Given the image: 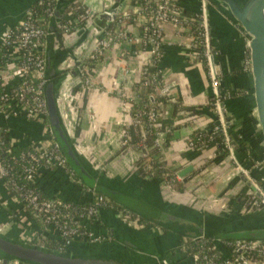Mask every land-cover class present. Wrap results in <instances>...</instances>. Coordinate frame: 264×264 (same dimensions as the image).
<instances>
[{
  "label": "crops",
  "instance_id": "crops-1",
  "mask_svg": "<svg viewBox=\"0 0 264 264\" xmlns=\"http://www.w3.org/2000/svg\"><path fill=\"white\" fill-rule=\"evenodd\" d=\"M35 1L0 0V33L17 25L24 11ZM82 2L90 10L99 11L106 5L110 6L114 0ZM178 3L188 14H194L200 8L199 0H178ZM134 8L133 0H125L118 14L130 13ZM207 16L212 61L221 73L220 90L229 95L224 102L225 116L230 118L228 125L234 123L247 135L246 149L237 151L235 148L236 156L233 158L219 156L216 144L197 150L185 140L186 135L196 129L214 134L212 126L217 117L209 105L212 94L206 65L192 60L194 52L189 46L187 33L171 24L164 25L163 54L159 67L164 73L165 82L170 84L168 101H176L177 108L191 110L192 115H176L168 109L170 103H163L167 117L176 120L177 127L164 141L158 160L166 170L176 172L185 166H193L183 178L178 177V184L166 186L159 179L142 176L135 165L136 152L127 146L123 148L121 141L131 119L129 104L123 94L127 95L132 82L139 78L143 54L128 56L123 52L126 46L122 45L120 50L113 47L92 67V86H83L79 70V73L67 76L61 88L59 109L69 135L77 141L78 151L91 167H100L99 177L104 178V186L113 198L151 219L148 224L143 221L131 224L123 209L114 206L101 208L97 220L100 226L97 230L92 229L108 238L96 244L95 252L89 253H121L129 258L131 264H158L165 258L168 264H177L182 259L187 260L183 242L189 236L203 235L205 231L210 234L218 225L220 230L228 226L232 232L234 225L248 230L264 224V206L251 211L243 210L245 203L239 210L227 206L229 200L234 198L236 203H240L246 196L247 178L237 171V163L249 168L254 180L264 181L261 141L251 138L256 127L251 121L253 114L246 89L249 36L227 14L222 3L216 0L210 1ZM128 28L131 30L132 27ZM132 30L136 32V29ZM98 35L90 30L89 23L84 22L61 40V47L57 51L70 54L66 56L65 64L74 69L76 62L87 61ZM1 124H7L12 139L19 145L30 140H44L49 135L45 122L23 117L6 122L0 114ZM71 183L70 178L60 177L50 184L44 183L43 189L47 197L57 196L75 202L79 198V191ZM5 190L0 178V232L21 241V234L37 235L38 224L24 210H19V201L6 196ZM205 218L210 222L206 223ZM111 231L131 239L142 249L135 250L124 245L114 238ZM187 264L191 263L187 260Z\"/></svg>",
  "mask_w": 264,
  "mask_h": 264
},
{
  "label": "built area",
  "instance_id": "built-area-1",
  "mask_svg": "<svg viewBox=\"0 0 264 264\" xmlns=\"http://www.w3.org/2000/svg\"><path fill=\"white\" fill-rule=\"evenodd\" d=\"M76 1L83 4L82 0ZM133 1L135 3L133 11L127 14H116L109 24L102 31L100 30L93 50L89 53L83 67L80 68L83 86L93 85L92 67L109 49L116 47L120 50L123 45L126 46L123 49L125 55L143 54L139 78L132 82L131 90L123 96L129 105L137 103L141 99V95L150 96L154 104L147 105L131 115L129 125L122 135V144L127 148L139 150L145 167H156L159 162L158 157H161L166 134L172 132L167 126L162 127L157 121L158 115L167 116L162 98H170V84L165 82L164 73L157 65L163 54L164 25L171 24L187 33L190 40L189 46L194 52L192 60L204 62L206 65L213 97L211 107L217 117L216 123L212 126V132H220V144L227 149V155L230 158L235 157L227 131L229 120H226L224 108V102L229 98V95L221 92V73L212 61V46L207 20V7L211 0H199L200 8L194 14L185 12L178 0ZM36 2L42 7L40 12L29 6L15 28L11 26L3 29L0 33L2 62L0 65V114L4 121L19 117L42 123L46 121L43 96L44 44L47 33L46 25L52 15L55 0H36ZM66 11L58 25L56 36L58 43L77 30L84 22L88 23L91 18V10L86 6L78 14H75L73 10ZM128 27L136 29V32L132 28L129 30ZM134 45L141 47L132 48ZM249 64L248 58V70ZM177 109H180L179 116L192 115L191 110L179 107ZM2 132L3 129L0 127V149L3 146ZM148 132L155 133V145L158 147V152L154 155L150 154L149 147L144 142ZM191 134L192 132L187 134L185 140L188 145L195 147L196 143ZM136 137L138 140L134 141ZM10 139L12 143H15V140ZM27 146V149L12 157L18 162L20 175L25 179H30L32 173L36 171L52 166L65 171L66 168H69L53 140L30 141ZM14 168L13 164L3 163L0 160V177H11ZM236 169L254 184L255 180L251 177L249 168L237 163ZM66 172L72 179L74 173L70 168ZM177 172L173 169H165L158 179L164 185L172 186L180 178ZM151 175L152 173H150ZM12 177L7 180L11 181L12 189L24 197L30 208L29 216L35 222L44 225L47 232L55 229L65 247L70 246L76 240L97 244L108 238L98 234L91 227V224L99 219L101 208H113L105 197L97 195V205H88L82 210H78L72 201L63 200L57 196L42 198L31 189L23 193L22 186ZM258 191L259 197L252 194V191L247 188L245 192L247 200L243 210L251 211L264 206V187L258 188ZM12 198L18 201L17 198ZM39 234L40 232L37 235ZM192 240L195 241L196 246L187 257L191 264H264V240L213 239L205 238L203 235H198ZM1 261L0 259V263ZM7 264L18 263L13 260ZM158 264H168V261L166 258L161 259Z\"/></svg>",
  "mask_w": 264,
  "mask_h": 264
},
{
  "label": "water",
  "instance_id": "water-1",
  "mask_svg": "<svg viewBox=\"0 0 264 264\" xmlns=\"http://www.w3.org/2000/svg\"><path fill=\"white\" fill-rule=\"evenodd\" d=\"M76 0H55L52 15L49 17L46 25V35L44 44V84L43 96L46 108V121L53 142L57 145L60 154L66 161L70 170L74 173L78 182L85 188L92 191L95 184L99 181L100 167H91L82 154L77 149V141L70 136L65 127L60 109L59 97L61 88L64 86L67 76L79 73L83 67V62H76L74 69L69 68L66 63V51L58 50L61 47L57 41L58 25L64 12L71 7ZM222 3L226 12L234 19L248 36V54H249V74L248 85L251 100V110L256 121V130L259 134L264 155V0H216ZM125 0H114L109 6H104L99 11H90L89 20L90 30L96 33L107 26V23L118 14ZM74 70V71H72ZM228 125V123H227ZM229 139L234 155L236 156L237 139L230 130ZM220 132H215L214 134ZM193 169L192 165L183 167L177 172L180 178H183ZM252 194L259 197L258 188L264 187L263 180H255L252 184L249 180L245 181ZM201 216V215H199ZM223 216V214H220ZM206 223L209 220L205 218ZM210 222V221H209ZM220 226L212 233L204 232L205 238L220 239H252L264 240V224L254 226L251 229H241L238 225L231 227ZM112 232V231H111ZM113 233V232H112ZM114 238L124 245L135 250H141L142 247L132 241L125 239L113 233ZM0 259L3 264L11 260L19 262H28L33 264H131L129 258L121 253H68L63 251H53L37 244H30L25 241L9 238L0 232ZM177 264H187V260L182 259Z\"/></svg>",
  "mask_w": 264,
  "mask_h": 264
},
{
  "label": "trees",
  "instance_id": "trees-1",
  "mask_svg": "<svg viewBox=\"0 0 264 264\" xmlns=\"http://www.w3.org/2000/svg\"><path fill=\"white\" fill-rule=\"evenodd\" d=\"M31 6L37 12H40L42 10V7L39 4H37L36 1ZM84 6L85 5H83L79 1H76L75 3L72 4V6L70 8L67 9V11L73 10L75 14H78L79 12L83 11ZM16 26L17 25L12 26V27L15 28ZM136 47L140 48L141 46L138 45ZM1 64H2V62H1V54H0V65ZM157 66L159 67V64ZM246 89L249 91L248 83H247ZM248 91H247V98H248V101L250 102V106H251V100H250V95H249ZM212 98L213 97L211 95V100H210V104H209L210 106H211ZM162 100L167 105L170 103V101H168L169 98L165 97V98H162ZM153 104H154L153 99L150 96L141 95V99L137 103H130V105H129L130 114L133 115L137 111H140L141 109H143L145 106H147V105L149 106V105H153ZM177 104L178 103L176 101L173 103H170V107L168 109L172 110V112L174 114L179 115L180 109H177ZM226 120H230V118L226 117ZM157 121L162 125V127L167 126L169 128V130H172V129L177 127V124H174V119H172V117L158 115ZM251 121L253 122V125L257 128L256 121H255V118L253 116L251 117ZM45 123L47 125V121H45ZM234 125H235L234 123H231L230 125H228V129L230 130V133H232L234 135V137L237 139L236 150L237 151H240V150L243 151L246 149L245 137L247 135L243 134L244 132H242L241 129L235 127ZM238 125H240V124H238ZM0 127H2V129H3V132L1 134V138L3 139V146L0 149V160L3 163H11L15 166V168L12 171L13 175H11V177L13 176L12 177L13 180L16 181L20 186H22V192L23 193H25L26 190L31 189L33 191H36L42 198H46L47 196H46L44 189H43L44 183L50 184L53 181L59 179L60 177H62V178L67 177V179L70 178L68 172H66L67 169L69 170V168H66V171H65L64 169L52 166L51 168H46V169H42L40 171H36V172L32 173L30 179H25L22 175H20L18 162L16 160H14V158H12V157L14 155H17L20 151L27 149L28 148V146H27L28 142L35 141V140H30V141H27V142L22 143L20 145L18 143H12L11 139H10L11 133L8 130L7 124H1ZM48 132H49V130H48ZM168 137H169V133L166 134V137L164 140L165 142L168 140ZM191 137L194 140V142L196 143L195 149H197V150H200L203 147L211 145V144H216L217 145L216 146V152L219 154V156L225 157L228 154L227 149H225L220 144V141H221V135L220 134H213L210 131L196 129L191 134ZM251 138L254 141H258V142L261 141L257 130H256V132L252 133ZM45 139H49L50 141H52V137L50 135V132H49V135ZM137 140H138V138L136 137L134 141H137ZM144 142L148 145L149 152H151L152 155H154L158 152V147L155 145V133L154 132L153 133L148 132ZM124 147H126V146L123 145V148ZM134 151L136 152L135 165H136V168L138 169L139 173L142 176H145L147 179H158L159 175L165 171L166 168L164 167L162 162H158V164L156 165V167L154 166V168H150V167L147 168V166L145 167V162L143 161V158H142L140 151L137 149H134ZM247 157H250V156L248 155ZM150 173H152L151 176H150ZM11 177L7 176V177L3 178L4 180H2L3 184H5V187L7 188V190H5L6 196L10 197L11 199H12V197L17 198L19 201V204H18V206L20 208L19 210H21V211L24 210L26 212V214L29 215L30 214V208L27 206V203H26L24 197L22 195H19L14 189H12V185L10 183L11 181L7 180V178H11ZM98 180L99 181L96 183L94 190L90 191L87 188H85L82 184H80L74 175L72 176L71 186L74 189H76L77 192L79 191L78 192L79 198L75 202H72V204L75 205L78 210H82L83 207L88 206V205H97L96 197H97V195H101V196L105 197L106 199H108L110 205H112L118 209H123L124 215H125L127 221H129L131 224L132 223L133 224L139 223V221H143L144 224L145 223L148 224L149 222H151L150 218H146L145 215L138 213L137 211L134 210V208L128 206V204L120 202L119 200L113 198L112 194L108 191V188L106 186H104V181H103L104 178L102 176H100ZM176 183L177 182H175V185H176ZM61 199H63V198H61ZM243 199L244 200H242V202L236 203L234 198H233L227 202V206L231 207V209H233V210H235V209L239 210L241 208V205L246 202L247 196L244 195ZM63 200L70 201L68 198L63 199ZM36 223L38 224V229H39L38 231L40 232V234L34 235V233H29V232H28L29 234H26V235L21 234L20 237L22 238V241L28 242L30 244H37V245H40L44 248H47V249H50L53 251H63V252L67 251L68 247H65L63 245V243L61 242V237L59 236L58 232L55 229H51V231L47 232L44 228V225L39 224L38 222H36ZM98 226H100L99 221H95L91 224V227H93L96 230H97ZM198 235L189 236L183 242V246L185 247V252H184L185 258H187L189 253L195 248V246H196L195 241L192 240V238H194ZM212 238L214 239L216 237H212ZM218 239H220V238H218ZM15 240H18V238ZM77 241L82 242V243L87 244V245L91 244V243L85 242L84 240H76L75 242H77ZM93 245H96V244H93ZM11 261H13V260H11ZM14 261H16L18 264H33V263H28V262H19L15 259H14ZM0 264H3L2 261Z\"/></svg>",
  "mask_w": 264,
  "mask_h": 264
},
{
  "label": "rangeland",
  "instance_id": "rangeland-1",
  "mask_svg": "<svg viewBox=\"0 0 264 264\" xmlns=\"http://www.w3.org/2000/svg\"><path fill=\"white\" fill-rule=\"evenodd\" d=\"M75 86H73V88H74ZM24 118V117H23ZM12 119V118H11ZM26 119V118H25ZM10 119H8V121H9ZM30 120V119H29ZM9 130V129H8ZM10 131V130H9ZM11 138H12V136H10ZM122 141V140H121ZM2 178V180H4L3 179V177H1ZM5 189L7 190V188L5 187ZM96 248V245H93V244H89V245H84L83 243H72L70 246H68V248H67V251H65V252H72V253H77V252H80V253H89V252H95V249Z\"/></svg>",
  "mask_w": 264,
  "mask_h": 264
},
{
  "label": "flooded vegetation",
  "instance_id": "flooded-vegetation-1",
  "mask_svg": "<svg viewBox=\"0 0 264 264\" xmlns=\"http://www.w3.org/2000/svg\"><path fill=\"white\" fill-rule=\"evenodd\" d=\"M96 34L98 35V32Z\"/></svg>",
  "mask_w": 264,
  "mask_h": 264
}]
</instances>
